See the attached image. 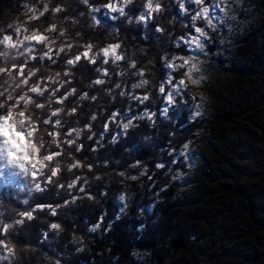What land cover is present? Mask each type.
Here are the masks:
<instances>
[{"label":"trees","instance_id":"1","mask_svg":"<svg viewBox=\"0 0 264 264\" xmlns=\"http://www.w3.org/2000/svg\"><path fill=\"white\" fill-rule=\"evenodd\" d=\"M91 2L99 5L106 0ZM48 3L50 8L59 3L65 11L55 15L46 13L28 26L43 30L50 23H55L58 30L65 29L66 33L64 36H59L58 32L49 35L57 40V44L71 43L74 47L67 54L60 53L55 63L31 61L29 67L40 69L37 76L61 73L60 79L70 83L65 84L60 93L76 89V93L69 96L63 105H52L53 108H64L65 113L73 107L77 109L71 116L61 114V138H66L63 134L68 129L84 130L75 145L63 146L64 154L57 157L61 162V172L53 178V183L45 186L43 177H40L45 191L30 190L34 189V184L26 179L23 182L27 186L23 189L3 190L0 220L4 223L19 219L18 212L30 211L37 204L61 206L54 216L45 208L34 212L33 220L16 225L9 237L16 246V256L0 260V264H56L57 261L59 264H189L185 254L192 243L191 227L197 222V209L200 206L205 209L209 202L205 195L195 190L196 186L192 193L186 192L182 177L190 172V165L180 152L185 144L207 129L209 122L194 117L196 99L194 102L191 99L190 89V95L186 94L183 99L176 97L167 115H163L165 99L158 88L170 71L164 67L162 58L191 55L185 46H175L178 37L191 30L190 14L181 15L175 0H160L162 12L154 13L147 25L137 23L136 18L143 11V0H135L134 5L129 6L131 11L126 9L132 23H128V17L111 20L97 14L101 24L95 26L87 6L79 0H49ZM15 7L16 0H0V22ZM186 7L190 13L196 8L193 4H186ZM197 25L205 27L201 21H197ZM155 27H162L164 31L157 32ZM208 33L212 39L207 51L215 66L229 72L236 81L251 82L257 74L252 67L257 64V52L262 45L261 30H252L236 40L235 62L231 64L221 55L225 50L221 44V33L210 30ZM87 43L94 45L93 51L120 43L119 51L124 59L115 63L110 59L108 64H101L97 59L94 65L82 59L75 66H67L66 59L83 51L75 45ZM37 47L36 54L39 55L42 49ZM22 60H10L9 63ZM133 62L135 67L131 66ZM0 66H3L2 61ZM97 67L107 68L108 75L97 72ZM66 71L71 75L63 76ZM172 74L179 78V73ZM3 79L7 77L0 78V82ZM96 79H103L105 83L97 85L93 83ZM142 80L148 81L144 87H132ZM116 84L121 87L116 88ZM165 87L167 90L168 86ZM85 92L88 98L81 100ZM121 92L124 95H120ZM145 94L149 99L144 102L133 99ZM92 96L96 99H91ZM145 111L155 115L151 119L136 118L144 116ZM113 112H119L117 119L123 123L133 118L132 126L126 132L116 123H109L107 131H104V124ZM93 115L95 120L91 118ZM87 124L91 125L90 131L85 128ZM72 138H75V133ZM79 144L83 149L76 151ZM51 148L56 150L55 145ZM76 160L83 167L69 171L68 165ZM158 164L164 167L158 168ZM133 176L135 180L131 179ZM77 178L76 186L69 189L67 185ZM59 184L65 187L60 188ZM81 186L84 192L79 191ZM120 196L125 199L121 201ZM73 197L75 202H71ZM246 199L249 207L258 206L254 199ZM65 201L69 203L65 205ZM52 223L60 224V229L50 228ZM96 224L99 227L90 231ZM180 253L183 256L177 258Z\"/></svg>","mask_w":264,"mask_h":264},{"label":"snow or ice","instance_id":"2","mask_svg":"<svg viewBox=\"0 0 264 264\" xmlns=\"http://www.w3.org/2000/svg\"><path fill=\"white\" fill-rule=\"evenodd\" d=\"M79 2L87 6L88 13L95 26L101 24V18L97 14H101L102 17L111 20L128 17V23H132V19L128 16L126 9L131 11L129 6L134 5L135 0H106V2L99 5L92 3L91 0H79ZM175 2L180 14H190L191 20V30L186 35L178 37L175 41V46L177 48H180L181 45L185 46L192 55L165 56L162 58L164 67L170 71L166 79L162 81L158 92L164 97L167 105H173L176 97L183 99L186 94L190 95L189 83L191 85H199L201 83L202 78L197 79V75L201 71V65L195 53H205L207 42L212 39L205 29L216 31L214 20H218V18L213 15L214 10L220 8L222 11H226L228 4V0H211V3H206V0H175ZM186 4H194L196 6L195 10L190 13V9L186 7ZM23 7L26 9L25 15L28 16L26 21L8 25L9 30L0 29V61L3 62V66H0V78L7 77V79H3L0 82V181L12 184L17 178H24L34 184V189L30 190L43 192L45 187H42V182L45 186L52 184L53 178L57 177L61 172V162L57 157H61L64 154L63 146L68 145L71 147L75 145L76 139L80 137L84 129H68L63 134L66 138H61L60 129L63 125L60 117L62 113H65V110L62 107L53 108L52 105H63L69 96L76 93V89L72 88L70 91L60 93V89L65 84L70 83L69 80L60 79L61 73L37 76L40 69L29 67V62L31 61L49 60L55 63L60 53L67 54L71 52L74 45L64 42L57 44V40L49 35L58 32L59 36H64L66 33L65 29L58 30L55 23H50L43 30L39 27L30 28L28 26L33 21H39L46 13L51 12L55 15L64 12L65 8L59 3L50 8L49 3H45L44 0H40V6L25 4ZM162 10L163 6L160 0H143V11L136 18L137 23L143 22L147 25L153 18V14L160 13ZM83 14L81 13V15ZM65 19L68 18L66 17ZM197 21H203L205 27L198 26ZM73 22L75 23V21ZM218 22L222 23V21ZM185 27H188V25H185ZM155 31L163 32L164 29L155 27ZM77 35L80 34L77 33ZM37 46L42 49L39 55L36 54ZM75 47L82 48L83 51L76 52L71 58L66 59L65 64L67 66H75L82 59L93 65L97 63V59H100L101 64H108L110 59L113 63L124 59L123 53L119 51L121 48L120 43L108 44L103 48L96 49V51H93L94 45L91 43L75 45ZM20 58H23L20 63H9L10 60L14 61ZM131 66L135 67V62ZM95 70L104 76L108 75L107 68L97 67ZM173 72L179 73V78L174 76ZM70 75V71L63 73L65 77ZM120 75H123V73H120ZM140 75H143V73H140ZM33 77L37 78L33 80ZM93 83L99 85L104 84L105 81L96 79ZM147 83V80H142L132 87H144ZM165 85L168 86L167 90ZM115 87L120 88L121 85L116 84ZM46 93L47 96L45 95ZM57 93H60V95H57ZM120 95H124V93L121 92ZM87 98L88 94L86 92L80 97L81 100ZM91 99L95 100L96 97L92 96ZM133 99L144 102L149 99V96L147 94L142 97L134 96ZM191 99L193 102L195 101L194 96H191ZM184 102L187 103V101ZM194 108L198 109L199 105L194 103ZM76 112L77 109L73 107L65 114L71 116ZM167 112V107L162 109L163 115H167ZM119 115V112L111 114L109 120L104 124V131H107L109 123H116L118 127H122L124 132L132 126L133 118H129L127 123H123L117 119ZM154 115L155 113L145 111L144 116L136 118L143 119L147 117L151 119ZM199 115L200 112L198 110L194 112V116ZM53 117L56 119H53ZM91 118L95 120L96 116L93 115ZM85 128L90 131L91 125L87 124ZM73 133H75V138H72ZM118 135L120 133H117ZM45 137H48V139ZM91 138L89 136V139ZM112 139L115 142L116 138L113 137ZM52 145H55V151L52 150ZM188 147L189 144L184 145V149H188ZM82 149V144L76 145V151H81ZM181 154L184 155L185 153ZM156 166L158 168L164 167L163 164ZM77 167H83L79 160L70 163L68 170L71 171ZM88 167L90 170L91 165ZM40 177H43L42 182ZM131 179L135 180L136 177L133 176ZM78 181L79 178L71 181L67 187L69 189L75 187ZM84 183H87V181L85 180ZM58 187L64 188L65 185L59 184ZM84 190L82 186L79 188L80 192H84ZM75 199L73 197L71 202H75ZM119 199L123 201L125 198L120 196ZM24 203L26 204L27 201H24ZM67 203L69 201H65V205ZM60 206L37 204L30 211L18 212L17 215L20 218L13 219L11 223H4L3 220H0V260H9L16 256V246L9 239L13 235L12 230L16 225H23L25 220H33L35 218L34 212L45 208L54 216ZM60 227L61 225L58 223L50 225L52 229H60ZM98 227L99 224H96L90 231H95ZM44 235L46 237L47 233ZM2 253H7V255ZM56 264H59V261Z\"/></svg>","mask_w":264,"mask_h":264},{"label":"rangeland","instance_id":"3","mask_svg":"<svg viewBox=\"0 0 264 264\" xmlns=\"http://www.w3.org/2000/svg\"><path fill=\"white\" fill-rule=\"evenodd\" d=\"M39 3L16 0L17 7L5 15L0 29L9 30L8 25L26 21L23 5ZM213 15L218 18L214 20L216 31L205 30L221 33L225 46L221 55L230 64L235 62L236 40L252 30H261L262 45L252 67L257 74L249 83L236 81L229 72L218 69L207 47L206 54L195 53L201 65L197 79H202L199 85L189 83L199 105L195 111L200 115L194 117L209 123L187 143L188 149L180 152L190 165V172L182 179L187 193L196 186L209 205L197 209L185 258L189 264H264V0H228L226 11L216 8ZM170 106L165 103V107ZM21 179L12 184L0 181V192L19 185ZM246 198L254 199L258 206L249 207ZM182 256L180 253L177 258Z\"/></svg>","mask_w":264,"mask_h":264}]
</instances>
